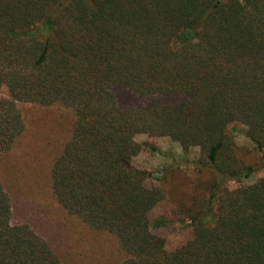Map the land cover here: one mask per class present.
Listing matches in <instances>:
<instances>
[{
  "label": "trees",
  "instance_id": "1",
  "mask_svg": "<svg viewBox=\"0 0 264 264\" xmlns=\"http://www.w3.org/2000/svg\"><path fill=\"white\" fill-rule=\"evenodd\" d=\"M118 86L140 103L124 108ZM3 87L2 172L18 188L47 190L91 235L115 239L118 264H264V176L243 183L264 168V0H0ZM22 103L65 111L31 143L43 178L14 158L27 130ZM238 125L260 163L239 155ZM141 133L198 147L208 178L186 215L191 238L172 250L158 232L175 222L153 211L188 193L167 187L168 170L135 164L157 151ZM12 192L0 179V264H63L15 221Z\"/></svg>",
  "mask_w": 264,
  "mask_h": 264
},
{
  "label": "rangeland",
  "instance_id": "2",
  "mask_svg": "<svg viewBox=\"0 0 264 264\" xmlns=\"http://www.w3.org/2000/svg\"><path fill=\"white\" fill-rule=\"evenodd\" d=\"M115 91L124 108L140 103L137 96L121 86L116 87ZM7 94V88L3 87L0 90V96H7ZM21 108L27 122V130L21 140L23 143L15 149L14 158L17 164L27 167L29 173L43 178L40 174L43 164L38 157L37 149L31 146V143L40 141L45 135L44 132L49 129L48 123H51L55 115H61L65 111L57 106L48 110L31 103H22ZM238 128L239 132L236 133L235 139L239 155L247 162L260 163L261 154L254 149V144L246 136V128L242 125H238ZM136 140L156 146L157 151L150 149L142 151L135 158V164L141 169L159 172V175L168 170L169 186L167 187L170 189L174 185L177 190H185L188 193L186 203L166 198L153 211V215H164L175 222L174 226L163 228L158 232L166 239L167 249H175L191 238L192 228L186 219L188 209L195 204L199 205V201L207 195L208 178L204 173L199 172L196 163L200 156V149L193 147L186 153L178 142L168 136H150L141 133L136 136ZM9 163L8 161L0 163V179L12 185L15 221L28 222L40 235L48 239L62 257L63 264L119 263L123 254L115 239L103 236L98 238L88 233L76 223L75 219L68 217L62 211L47 190L28 187L24 184L23 187L18 188L13 184L11 175L9 174V178L6 172H2ZM263 176L264 168L243 183H252ZM149 182L154 181L149 180ZM230 185L235 187L237 184Z\"/></svg>",
  "mask_w": 264,
  "mask_h": 264
}]
</instances>
